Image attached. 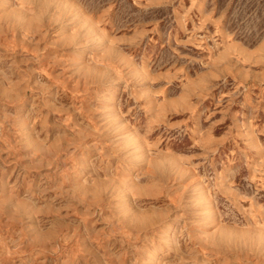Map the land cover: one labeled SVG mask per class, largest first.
Returning a JSON list of instances; mask_svg holds the SVG:
<instances>
[{
	"label": "rangeland",
	"instance_id": "374dc122",
	"mask_svg": "<svg viewBox=\"0 0 264 264\" xmlns=\"http://www.w3.org/2000/svg\"><path fill=\"white\" fill-rule=\"evenodd\" d=\"M0 264H264V0H0Z\"/></svg>",
	"mask_w": 264,
	"mask_h": 264
},
{
	"label": "bare ground",
	"instance_id": "6f19581e",
	"mask_svg": "<svg viewBox=\"0 0 264 264\" xmlns=\"http://www.w3.org/2000/svg\"><path fill=\"white\" fill-rule=\"evenodd\" d=\"M114 87H115V86H114ZM114 87H113V88H114ZM116 89H117V88H116ZM109 91H110V90H109ZM110 95H111V94H110ZM112 95H113V94H112ZM107 101H108V100H107ZM109 101H110V99H109ZM147 168H148V167H147Z\"/></svg>",
	"mask_w": 264,
	"mask_h": 264
}]
</instances>
